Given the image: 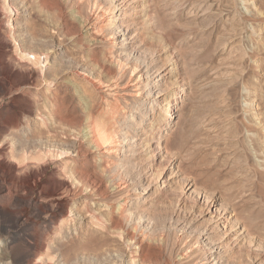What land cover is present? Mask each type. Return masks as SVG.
Segmentation results:
<instances>
[{
	"label": "rangeland",
	"instance_id": "374dc122",
	"mask_svg": "<svg viewBox=\"0 0 264 264\" xmlns=\"http://www.w3.org/2000/svg\"><path fill=\"white\" fill-rule=\"evenodd\" d=\"M0 217V264H264V0H0Z\"/></svg>",
	"mask_w": 264,
	"mask_h": 264
},
{
	"label": "bare ground",
	"instance_id": "6f19581e",
	"mask_svg": "<svg viewBox=\"0 0 264 264\" xmlns=\"http://www.w3.org/2000/svg\"><path fill=\"white\" fill-rule=\"evenodd\" d=\"M136 1V0H135ZM6 8H7V6H6ZM145 9H147V8H143L142 10L144 11ZM250 13V12H249ZM250 15V14H249ZM112 35H117V32L115 31L114 33H112ZM122 49V48H121ZM118 53V52H117ZM115 54V53H114ZM120 54H122V53H120ZM116 55V54H115ZM119 57H120V55H119ZM121 58V57H120ZM120 58H119V60H120ZM118 59V58H117ZM123 60L121 59V63H123L122 62ZM138 64V63H137ZM135 66V65H134ZM141 66V65H140ZM145 66V65H144ZM136 67H138V65L136 66ZM174 68V67H173ZM173 68H170L169 70H168V68H166L164 71L166 72L163 76H162V82L165 84L166 83V80H169V79H173V78H175L176 80V84L174 85V86H172L173 87V89H172V95L171 96H169V98H167L165 101H166V104L164 105V106H162L161 108H160V110H159V114H158V116L156 117V116H153V118L154 119H157L156 121L157 122H160V121H165V120H167L168 121V123H169V117L171 116V112L174 110L173 108L176 106V104L178 103V99H180L181 98V95H177L175 92H176V88L175 87H180L179 85V83H177L178 82V80H181L180 79V75H178L179 74V72L178 73H176V74H174L175 72H174V69ZM134 69V68H133ZM150 70L147 68V67H144V75L145 74H150V72H149ZM132 72H133V70H132ZM143 74V73H142ZM175 111V110H174ZM115 113H116V111H115ZM118 113V112H117ZM115 114L116 116V118L117 117H119V113L118 114ZM131 113L134 115V114H136L137 112H134V110H131ZM55 115V114H54ZM61 116V115H60ZM147 115H146V113H142L141 114V123L143 124V126H145L146 124L144 123V121H145V117H146ZM50 118V117H49ZM120 118V117H119ZM122 118H123V116H122ZM98 119V118H97ZM153 119V122H156L155 120ZM96 121H98V120H96ZM125 121V120H124ZM100 122V121H99ZM152 122V123H153ZM96 123V122H95ZM94 123V124H95ZM108 123V122H107ZM96 126V125H95ZM94 127V126H93ZM101 127L102 128H100V129H97V128H99V127H97L96 129H94V131H93V136H95V138H96V140L95 141H97V143H101V146L103 147L105 144H107V143H109V142H111L112 143V141H113V139H116V138H118V135H120V133L119 132H110L109 130H107L108 128L106 127V128H103V126L101 125ZM114 127V126H113ZM48 128V127H47ZM95 128V127H94ZM145 128V127H144ZM92 129V128H91ZM152 129V128H151ZM93 130V129H92ZM87 134V133H86ZM122 135V134H121ZM94 138V137H93ZM145 139H148V137L147 138H145ZM159 139V141L161 142V138H158ZM147 141V140H146ZM149 142V141H148ZM160 142H157V144L154 146V145H149V149H150V153H152L151 155L153 156V152L155 153V152H158L159 150H160V146H159V143ZM113 146V145H112ZM110 147V146H109ZM16 148V147H15ZM82 148V147H81ZM49 149V148H48ZM80 149V148H79ZM76 150V149H75ZM80 151V150H79ZM78 151V152H79ZM76 152V151H75ZM118 153H120V151L118 152ZM61 154H63V152H61ZM61 154H59V156L61 155ZM157 154V153H156ZM14 155H16V154H14ZM19 157V156H18ZM154 162H155V160H154ZM15 170H16V168H12L11 167V169H9L8 170V172H9V174H11V173H15ZM163 170H164V168L162 167V166H160V168H159V171L160 172H163ZM35 177H36V174H34L33 173V175H31L30 176V179H35ZM26 180V179H25ZM36 180V179H35ZM22 183V182H21ZM24 187H25V190L27 191V193L29 194V196L30 197H28V198H23V199H18L17 200V203H19L20 205H21V207L23 208V211H22V213L21 214H19V215H14V216H11L10 217V219H9V222L10 223H12V224H15V225H17L21 220H23V218H25L26 216H28V214H29V211L30 210H32V208H34L35 210L36 209H39V210H43V209H46V208H48V206H52L53 208H52V210H51V212H49L50 213V219H52L53 220V224H55V223H57V222H60V221H62L63 223L62 224H66V219H64V215L67 213V208H70L69 210H68V212H70V213H73L74 211H73V209H71L72 208V206H71V203L69 202V200H67L66 198H65V196H60V195H57V194H52V200H50L48 203L50 204V205H48V206H46V207H44V206H42L40 203V201H37V200H35V199H33L32 198V194H33V192H34V186H31L30 184H28V181H26V182H24ZM126 203V202H125ZM16 204V203H15ZM38 204H40V205H38ZM125 205V204H124ZM22 210V209H21ZM47 210V209H46ZM3 211V210H2ZM1 211V212H2ZM5 211V210H4ZM44 212H45V210H43ZM50 211V210H49ZM10 212V211H9ZM40 213V212H39ZM48 213V212H47ZM7 216V215H6ZM5 216V217H6ZM28 218V217H27ZM0 219H1V217H0ZM4 219H7V217L6 218H4ZM2 221V220H1ZM8 221V220H7ZM226 221V220H225ZM2 224V223H1ZM0 224V225H1ZM7 226H8V224H7ZM13 227V226H12ZM16 228L18 227V225L17 226H15ZM3 228V227H2ZM8 228V227H7ZM38 244V243H37ZM29 248V247H28ZM4 250V249H3ZM2 256V255H1ZM31 256V255H30ZM47 256V255H46ZM3 257V256H2ZM21 257V256H20ZM29 257V256H28ZM32 257V256H31ZM35 257H38V254H36L35 255ZM42 257V256H41ZM17 258V257H16ZM19 258V257H18ZM27 258V255L25 256V257H22L20 260H18V259H16V260H13L11 263H9V264H29V262H28V260L26 259ZM39 259V258H38ZM44 259V258H43ZM142 260V259H141ZM136 261H138V260H136ZM4 262V261H3ZM2 262V263H3ZM52 262V261H51ZM6 263H8V262H6ZM47 263V262H46Z\"/></svg>",
	"mask_w": 264,
	"mask_h": 264
}]
</instances>
